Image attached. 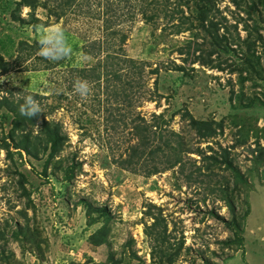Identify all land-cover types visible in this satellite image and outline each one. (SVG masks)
Returning <instances> with one entry per match:
<instances>
[{"label":"rangeland","instance_id":"rangeland-1","mask_svg":"<svg viewBox=\"0 0 264 264\" xmlns=\"http://www.w3.org/2000/svg\"><path fill=\"white\" fill-rule=\"evenodd\" d=\"M20 1L0 0V57L10 64L5 71L0 61V103L9 99L19 105L22 96L33 94L41 106L37 124L16 132L15 139L31 130L37 135L47 120L59 123L68 140L46 168L50 152L35 158L16 149L11 140L16 115L0 108V264H113L112 257L121 264H162L153 259V240L145 233L154 222L150 208L166 219L177 252L166 264H264V158L254 152L257 140L264 146V72L257 73L242 57L251 26L264 70V4L256 0L254 10L252 0L242 8L232 0L219 2L230 26L221 34L227 33L240 52L230 57L231 66L239 68L233 71L193 63V52L182 53L202 42L197 30L177 34L164 14L152 24L140 14L123 16L141 0L117 3L118 19L124 21L117 29L127 41L122 43L119 34L111 49L101 16L107 0H77L63 18L56 15L61 0H42L49 7L42 3L37 10ZM56 27L64 30L72 53L51 62L32 46ZM128 57L144 64L146 74L125 102L124 95H111L121 85L111 65L124 66L116 70L125 79ZM97 67L100 80L93 78ZM76 79L90 85L86 100L73 90ZM187 111L198 120L222 122L219 134L201 139ZM160 115L168 122L165 128L181 134L195 152L183 153L185 167L148 176L118 165L139 142L133 132L141 118L153 124ZM239 139L245 142L236 144ZM197 148L219 156L230 150L234 167L208 169L209 160ZM103 208L109 211L108 241L98 246L91 237L108 220ZM234 217L238 227L232 229L227 222Z\"/></svg>","mask_w":264,"mask_h":264},{"label":"trees","instance_id":"trees-1","mask_svg":"<svg viewBox=\"0 0 264 264\" xmlns=\"http://www.w3.org/2000/svg\"><path fill=\"white\" fill-rule=\"evenodd\" d=\"M77 0H61L59 1L60 11L56 12L58 18H63L67 15V12L72 7L76 6ZM132 0H126L127 3H135L131 2ZM141 0L142 3L139 5L135 3L133 5V10H129L127 12H123V16L131 15L132 18H135L140 14L143 18H145L148 22L155 23V18L161 15H165L166 18L174 25V32L180 34L186 31H194L195 36L200 38L202 36L201 41H195L193 51L189 50L188 52L185 50H181L182 53L193 52L189 56L193 55V63L200 62V64L212 68H217L220 70H226L230 68L231 70L239 69L237 66H231L229 61L231 60V55L233 52H238L237 49L233 48V42H231L230 38L227 36V33L221 34V30L223 28L228 29L230 26L226 24L227 17L222 15V12L219 8V2L225 0ZM248 0H232V2L238 8H242ZM253 4L250 5L251 9L257 10L258 2L256 0H252ZM262 4H264V0H260ZM42 3L45 2L42 0H21L19 2L20 6L31 7L32 9L37 10ZM117 3H123V0H107V5H105V10L102 11L103 14L101 16L106 18L105 24L108 30V38L105 43L109 46L108 49H111L117 41L119 34H121V42L125 43L127 41V35L122 34L118 30L121 24L124 23L119 21L118 13L121 11L117 8ZM89 5V9L92 8L91 4ZM87 5V6H88ZM45 7H49L48 4H44ZM164 6V7H163ZM83 7V6H81ZM86 7V6H85ZM184 8L191 9V13L187 15ZM52 10V9H51ZM132 12V13H131ZM250 17L252 18L251 11L249 10ZM107 15L108 17H105ZM255 22V21H254ZM256 23V22H255ZM237 29V24L234 26ZM250 31L249 38L245 41V45H247V51H242L243 56L246 57V65L254 66L251 67L257 73H263L264 70L260 67V57L256 56V41L252 39L253 30L251 26H247ZM256 28V24L253 26ZM203 33L200 34L201 32ZM261 39V36H259ZM25 44V42H23ZM22 43V44H23ZM98 44L97 42H94ZM100 43V42H99ZM101 44V43H100ZM103 45V44H101ZM29 47V46H28ZM27 47V48H28ZM39 44L37 43L32 48L39 49ZM31 48V47H29ZM200 54L197 55V53ZM91 54V51L87 52ZM227 56V57H226ZM1 67L5 71H8L10 68V64L6 62L5 57L2 55L0 57ZM125 62H127L128 72L126 74V78L124 79V75L117 72L125 70V67L122 66L121 69H115V63L111 65V71H113V77L116 81H121L120 90H113L111 95L115 96L116 99L118 96L124 95V101H128L132 98L129 95V92L134 89L136 86H142L140 82L142 78H145L146 68L144 64L140 62L137 63L133 58H126ZM108 67V66H107ZM260 68V69H259ZM97 68H92L94 75V79L101 78V74H97ZM181 71L186 73V68L180 67ZM250 68H241V72L245 73ZM259 69V70H258ZM155 73H158V70H155ZM109 73V69L107 75ZM89 77V76H87ZM109 80V79H108ZM124 81V82H123ZM111 84V83H108ZM117 85V84H116ZM110 88V86H108ZM138 93V92H137ZM38 97V96H36ZM127 104H129L127 102ZM132 106V104H131ZM7 107L13 113H15L16 118L14 119V125L11 140L16 149L21 151H26L29 155H32L35 158L40 157V152L44 153L50 152L48 155V159L46 162V168L49 163L55 158V156L62 150L65 146V143L68 140V137L62 134V127L59 123L50 122L44 120L42 123L41 131L37 135H32L33 130L28 131L26 134H23L20 140L14 138V134L18 131H24L28 129V125L35 126L37 124L38 116L29 119L27 117L21 116L19 113V105L13 104L9 99H4L0 103V108ZM185 116H190L192 119V126L197 131L198 136L207 140L211 137H215L219 134L220 127H222V122L206 121V120H198L194 118L193 114L190 111H187ZM142 122L136 126V130H134L133 135L135 138H138L139 142L136 145L130 146L129 155L124 160H115L122 168L134 171V172H142L148 176L156 175L158 173L163 172V170H170L178 165L184 168V154L186 152H192L193 149L188 146L186 147L184 138L181 134L177 133L174 130H170L168 127L165 128V124L168 123L163 119V116H157L156 120L153 124L147 123L142 117ZM242 133V132H241ZM35 138V139H34ZM7 140V141H6ZM245 140H237L236 144H242ZM8 150L12 148L11 143L8 139H5L4 144ZM213 149V148H211ZM199 154L205 153L202 149H195ZM231 151L225 150L221 156L217 155V152H214L212 155L204 154V160H209L208 169L214 166L223 167V165L228 167H234V161L231 158ZM254 152L258 154V159L264 158V146L261 145V142L257 140V146L254 149ZM10 155L13 154L10 152ZM45 168V169H46ZM223 198L228 203L231 211L236 213V210L233 208V200H230L228 194L226 195V191L223 190ZM102 213L108 217V208H103ZM153 219L154 222L151 225H146L145 233L148 238L153 240L152 244V256L155 261H161L162 264L173 263V258H175V250L172 248L171 244V235L169 234V228L167 225L166 219L161 214H153L152 208H150V212L148 213ZM108 220L106 224L99 230L97 234L92 235L91 242L95 245H102L107 243L106 236L108 235ZM97 219L93 220V223H96ZM237 217H234L233 221H228V225L230 228L235 229L238 225L236 224ZM111 262L113 264H121V261L114 260L111 258Z\"/></svg>","mask_w":264,"mask_h":264},{"label":"clouds","instance_id":"clouds-1","mask_svg":"<svg viewBox=\"0 0 264 264\" xmlns=\"http://www.w3.org/2000/svg\"><path fill=\"white\" fill-rule=\"evenodd\" d=\"M39 54L51 62H58L68 58L72 53L64 30L60 27L52 28L43 33L38 40ZM2 81V80H0ZM14 84L18 81L13 78ZM73 90L82 99H87L90 94V85L86 80L76 79L73 82ZM22 103L19 104V113L21 116L32 119L42 112L40 104L33 94H26L21 97Z\"/></svg>","mask_w":264,"mask_h":264}]
</instances>
